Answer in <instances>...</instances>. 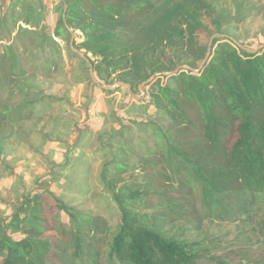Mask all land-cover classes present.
<instances>
[{
    "label": "trees",
    "instance_id": "16d2710c",
    "mask_svg": "<svg viewBox=\"0 0 264 264\" xmlns=\"http://www.w3.org/2000/svg\"><path fill=\"white\" fill-rule=\"evenodd\" d=\"M62 6L68 29L78 30L86 53L108 68H127L126 59L135 70L149 64L157 75L149 97L168 122L138 125L147 133L136 137L147 155L136 163L115 161L113 171L102 172L117 207L113 229L98 213L67 206L46 191L25 195L8 220L0 219V264H252L249 247L212 256V240L186 243L170 232L179 221L197 229L207 222L254 221L264 240V48L250 54L230 38L216 37L203 64L208 42L198 36L206 40L210 27L219 25L204 0H72ZM63 31L56 29L59 38ZM126 36H134L133 43L116 49ZM0 47V67L8 66L0 76V128H17L39 109L28 108L25 118L23 102H12L45 95L33 76L15 81L9 47ZM183 65L188 69L169 76L173 87L159 83L158 76ZM129 80L123 82L131 86ZM0 140L3 149L6 139ZM159 207L161 212H148Z\"/></svg>",
    "mask_w": 264,
    "mask_h": 264
},
{
    "label": "rangeland",
    "instance_id": "374dc122",
    "mask_svg": "<svg viewBox=\"0 0 264 264\" xmlns=\"http://www.w3.org/2000/svg\"><path fill=\"white\" fill-rule=\"evenodd\" d=\"M66 1L72 0H0V44L9 47L8 60L12 59L19 73L15 81L33 76L35 87L45 95L43 99L32 96L26 102L13 101V107L23 102L25 118L30 116L31 107L39 109V114L21 120L17 128H0V138L6 139L0 148V219L11 217L23 196L46 191L67 206L89 215L98 213L113 229L117 207L105 187L102 172L113 171L115 161L136 163L137 157L147 155L136 140L147 133L138 125L154 121L164 126L168 118L157 113L150 100V84L157 76L150 74L149 64L142 63L135 70L126 59L128 67L114 72L101 58L86 53L81 46L83 35L76 29L71 32L64 21L66 8L62 5ZM204 1L216 12L219 25L210 27L206 40L205 35L198 36L202 44L209 45L212 37H228L250 54L264 48V0ZM71 8L82 13L74 5ZM59 27L64 29L63 38L56 32ZM133 38L124 37L115 43L116 49L133 43ZM3 51L0 47V57ZM7 68L0 67V76L7 73ZM178 69L162 78L158 76L159 83L173 87L169 76ZM198 71L195 69L194 73ZM145 75L148 79H144ZM129 79L133 86L123 82ZM152 210L162 209L148 212L153 213ZM259 217L260 213L255 220ZM61 219L68 221L63 214ZM204 226L197 229L179 221L170 235L186 243L212 240V256L222 255L226 248L249 247L250 262L264 264V240L253 230L254 221L207 222ZM217 242L220 244L216 246Z\"/></svg>",
    "mask_w": 264,
    "mask_h": 264
},
{
    "label": "water",
    "instance_id": "95a60500",
    "mask_svg": "<svg viewBox=\"0 0 264 264\" xmlns=\"http://www.w3.org/2000/svg\"><path fill=\"white\" fill-rule=\"evenodd\" d=\"M213 39H214V37H212V38L210 39V42H209V45H208V49H209V50L211 49ZM209 58H210V51L207 52V54H206V56H205V58H204V62H203V64H204V63H207V62L209 61ZM201 67H202V66H200L199 70L201 69ZM187 69H188V67H187L186 65H183V66H181L178 70H176L175 73H177V72L180 71V70H187ZM165 74H168V73H164V75H165ZM155 76H157V75H155Z\"/></svg>",
    "mask_w": 264,
    "mask_h": 264
}]
</instances>
